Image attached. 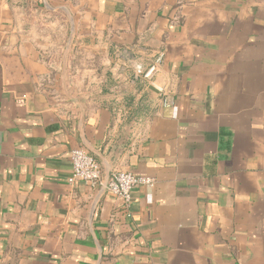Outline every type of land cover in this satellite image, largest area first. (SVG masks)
I'll return each mask as SVG.
<instances>
[{
	"label": "crops",
	"instance_id": "1",
	"mask_svg": "<svg viewBox=\"0 0 264 264\" xmlns=\"http://www.w3.org/2000/svg\"><path fill=\"white\" fill-rule=\"evenodd\" d=\"M0 264H264V0H0Z\"/></svg>",
	"mask_w": 264,
	"mask_h": 264
},
{
	"label": "built area",
	"instance_id": "2",
	"mask_svg": "<svg viewBox=\"0 0 264 264\" xmlns=\"http://www.w3.org/2000/svg\"><path fill=\"white\" fill-rule=\"evenodd\" d=\"M18 2L20 0H11ZM155 71V66H151L146 71L137 66L136 73L144 78H150ZM165 106H170L167 99H163ZM69 160L71 170L68 177V182H82L91 187H102L106 192L114 197L119 198L125 206H129L132 200L131 190L135 185L152 186L154 180L145 176H138L129 171L112 170L108 174L107 181L102 175V170L99 163L82 148H74L70 150Z\"/></svg>",
	"mask_w": 264,
	"mask_h": 264
},
{
	"label": "water",
	"instance_id": "3",
	"mask_svg": "<svg viewBox=\"0 0 264 264\" xmlns=\"http://www.w3.org/2000/svg\"><path fill=\"white\" fill-rule=\"evenodd\" d=\"M109 174V173H108ZM108 174L106 175V178H105V182L107 181V178H108Z\"/></svg>",
	"mask_w": 264,
	"mask_h": 264
}]
</instances>
